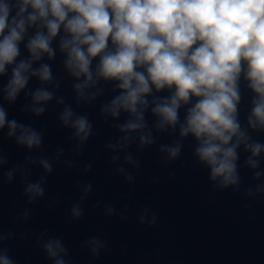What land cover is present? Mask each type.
Segmentation results:
<instances>
[{
    "label": "clouds",
    "instance_id": "clouds-1",
    "mask_svg": "<svg viewBox=\"0 0 264 264\" xmlns=\"http://www.w3.org/2000/svg\"><path fill=\"white\" fill-rule=\"evenodd\" d=\"M58 55L77 107L104 96L111 85L113 95L100 112L124 135L107 147L123 149L137 139L141 148L155 144V129L176 136L159 146L168 162L193 140L195 163L208 171L214 190H240L241 151L252 180L264 177V143L253 138L264 133V0H0V137L27 153L4 171L9 158L0 150V173L9 183L21 173L29 203L45 196L53 158L43 152L45 129L10 118L9 108L23 96L20 111L40 117L55 101L62 106L57 120L77 151L94 131L89 116L58 95L62 77L54 76L51 63ZM242 79L251 93L246 126L239 119ZM32 81L39 86L30 87ZM63 151L58 148L57 156ZM124 159L139 167L130 153ZM28 163L42 169L38 178L28 179ZM91 190L90 182L84 184L85 194ZM262 194L264 182L245 189L250 198ZM71 214L83 215L80 203ZM155 222L152 214L148 224ZM14 235L0 232V264H16L3 245ZM38 243L52 264H69L61 238L47 235ZM88 244L94 255L105 247L97 237Z\"/></svg>",
    "mask_w": 264,
    "mask_h": 264
},
{
    "label": "water",
    "instance_id": "water-1",
    "mask_svg": "<svg viewBox=\"0 0 264 264\" xmlns=\"http://www.w3.org/2000/svg\"><path fill=\"white\" fill-rule=\"evenodd\" d=\"M21 48L23 52V45ZM51 63L54 76L62 77L58 95L87 114L94 131L77 151L76 141L69 140L70 131L57 120L62 106L55 101L49 102L48 111L40 117L20 111L27 102L23 96L9 108L10 118L45 129L43 152L53 158L45 196L35 202L29 203L24 194L19 171L11 183L0 173V232L15 233L3 245L16 264H52L38 243L47 235L64 241L69 264H264V194L255 198L245 195V189L264 182V177L258 182L252 180L251 171L244 167L247 154L240 153L241 187L233 192L214 190L208 171L195 163L191 138L184 142L181 156L174 162L166 160L159 146L176 136L155 129V144L141 148L137 139L123 149H111L107 145L124 135L114 127L116 121L100 112V105L113 95L111 85L106 86L104 96L77 107L62 57L58 55ZM37 86V81L30 83V87ZM240 87L239 119L246 126L251 93L243 79ZM183 114L182 109L181 118ZM152 119L149 115V123ZM253 138L264 143V133H253ZM61 147L64 151L57 156ZM0 150L9 158L4 171L23 163L27 155L26 150L3 137ZM126 153L139 167L125 161ZM113 155L119 159L113 161ZM88 164L91 168L86 170ZM27 167L31 172L28 179H36L42 172L38 164L28 163ZM120 167L123 173L118 171ZM129 174L131 180L126 178ZM89 182L92 190L85 194L83 186ZM75 203L83 210L78 219L71 214ZM109 208L115 211L110 213ZM145 208L150 211L141 224ZM152 214L156 222L149 226ZM92 237L105 242L95 255L88 244Z\"/></svg>",
    "mask_w": 264,
    "mask_h": 264
}]
</instances>
